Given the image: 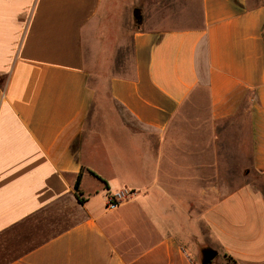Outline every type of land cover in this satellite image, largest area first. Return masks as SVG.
Wrapping results in <instances>:
<instances>
[{"label":"crops","instance_id":"obj_1","mask_svg":"<svg viewBox=\"0 0 264 264\" xmlns=\"http://www.w3.org/2000/svg\"><path fill=\"white\" fill-rule=\"evenodd\" d=\"M252 175L264 0H0V264H264Z\"/></svg>","mask_w":264,"mask_h":264},{"label":"rangeland","instance_id":"obj_2","mask_svg":"<svg viewBox=\"0 0 264 264\" xmlns=\"http://www.w3.org/2000/svg\"><path fill=\"white\" fill-rule=\"evenodd\" d=\"M169 20H163L162 24L165 26H170L171 23L168 22ZM244 182H252L254 185H256L260 190L264 192V177L258 176V175H252L248 176V178H238L237 187L241 185V183ZM212 247L218 251L219 255L218 257L211 263V264H218L219 262L224 260V252L223 248L221 246V243L217 240V235L215 234L211 240ZM198 262L201 263V261L198 259Z\"/></svg>","mask_w":264,"mask_h":264},{"label":"built area","instance_id":"obj_3","mask_svg":"<svg viewBox=\"0 0 264 264\" xmlns=\"http://www.w3.org/2000/svg\"><path fill=\"white\" fill-rule=\"evenodd\" d=\"M131 196H132V192L130 191H124V192H119L117 194H112L108 197L107 207L109 209H116L121 205L122 202H124Z\"/></svg>","mask_w":264,"mask_h":264},{"label":"water","instance_id":"obj_4","mask_svg":"<svg viewBox=\"0 0 264 264\" xmlns=\"http://www.w3.org/2000/svg\"><path fill=\"white\" fill-rule=\"evenodd\" d=\"M219 253L213 248H206L202 251V264H211L217 257Z\"/></svg>","mask_w":264,"mask_h":264},{"label":"trees","instance_id":"obj_5","mask_svg":"<svg viewBox=\"0 0 264 264\" xmlns=\"http://www.w3.org/2000/svg\"><path fill=\"white\" fill-rule=\"evenodd\" d=\"M81 178H82V175L80 174L76 182L75 190H76V195L78 196L80 201H83V199L80 198L81 192L79 190ZM225 264H236V262L234 260H231V258H229Z\"/></svg>","mask_w":264,"mask_h":264}]
</instances>
